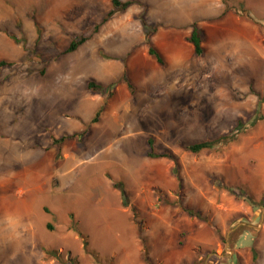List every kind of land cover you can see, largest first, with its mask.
I'll use <instances>...</instances> for the list:
<instances>
[{
  "label": "rangeland",
  "instance_id": "obj_1",
  "mask_svg": "<svg viewBox=\"0 0 264 264\" xmlns=\"http://www.w3.org/2000/svg\"><path fill=\"white\" fill-rule=\"evenodd\" d=\"M137 1L101 25L112 0H0V61L14 64L0 70V264H264V204L241 193L264 198V0H225L260 29L247 43L221 31L223 0ZM190 22L206 30L201 57ZM237 128L228 145L185 148ZM149 140L174 160L149 157Z\"/></svg>",
  "mask_w": 264,
  "mask_h": 264
},
{
  "label": "trees",
  "instance_id": "obj_2",
  "mask_svg": "<svg viewBox=\"0 0 264 264\" xmlns=\"http://www.w3.org/2000/svg\"><path fill=\"white\" fill-rule=\"evenodd\" d=\"M223 3L226 5V10L225 13L230 11V8L228 6V4L226 3L225 0H223ZM136 4H140V2H138L137 0H127V1H122V0H112V10L105 16V18L102 21L101 25H104L106 23H108L111 18L119 12H126L130 7H132L133 5ZM243 15H245L248 19L253 20L252 16L247 13V12H241ZM222 17V16H221ZM142 21V25L143 28L145 29V34H146V45L148 46V53L151 57L155 58V60L157 61V63L159 65H161L162 67L166 66V60L163 56V54L159 51L158 48H156L152 42V37L157 33L158 31V27L157 26H151L144 17L141 18ZM100 28V26L96 27V32L98 31V29ZM89 40V38L87 37H79L77 39H75L74 41L71 42V44L69 45V47L63 52V55H68L71 53H74L75 51H77V49L79 47H81L82 45H84L87 41ZM187 41L189 43H191L194 47V54L197 57H201L204 54V46L203 43L205 42V34L203 32L202 29L199 28L197 23H194L192 25V33L191 35L187 38ZM14 64L12 62H8V61H0V70H2L3 68L6 67H12ZM124 73L122 76V80L125 81L128 85V88L130 89L131 92H134V88L132 85V82L128 76V68L127 65L125 63V68H124ZM88 91L92 92V93H97L99 91H106L108 89H110V86L106 87L103 86L102 84H98L95 81H91L88 83ZM261 101L264 102V97L261 98ZM103 107L96 113V116L93 118L92 123H97L99 116L101 114ZM240 130V128H237V130H235L234 134L231 135H223L220 136L219 138H217L216 140H212V141H203V142H199V143H195V144H191L186 146L185 148L192 152V153H200L204 150H213L216 149L217 146L219 145H228L232 142H234L235 140H237V131ZM87 130L80 134V136H84L86 135ZM74 135L72 136H63L61 137L59 140H54L55 143H63L65 142L67 139L73 138ZM149 145L151 148V151L149 152L148 156L151 158H169V159H173L174 160V156L172 155V153L170 152H163V153H155L153 151V141L149 140ZM225 187V186H224ZM115 188L121 190L122 192V197H123V205L127 206L128 202L124 199L126 196V192L123 188L122 184L116 183L115 184ZM227 190L231 191L233 193V189L225 187ZM243 198L246 202H248L249 204H253V205H263L264 204V198L263 200L257 202V200L254 198L253 195H251L250 193L242 190L241 191ZM242 197V196H241ZM183 211L185 213H187L189 216L191 217H197L201 220L206 221L205 217L202 216L199 212H196L194 210H191L187 207H182ZM133 214H134V218L137 222V224H139L140 226V222H138V211L136 208L133 209ZM243 229V228H242ZM140 234L142 235V231L140 232ZM80 235L83 237V234L80 233ZM142 242L144 244L145 247V252H146V259L147 258V252H148V246H147V241L146 238L142 235L141 236ZM85 250L86 252H90L88 249V242H85Z\"/></svg>",
  "mask_w": 264,
  "mask_h": 264
},
{
  "label": "crops",
  "instance_id": "obj_3",
  "mask_svg": "<svg viewBox=\"0 0 264 264\" xmlns=\"http://www.w3.org/2000/svg\"><path fill=\"white\" fill-rule=\"evenodd\" d=\"M222 3H223V1H222ZM177 4H178V7L179 8L184 9V10H187V11H191L190 10L191 9L190 8V0H183L182 2H178ZM203 4H205V7L207 8V6H208V0H204L203 1ZM225 10H226V5L223 3V7H222L221 13L218 16H215V17H219V19L217 21H221L223 23L222 30H221L223 32V34H224L225 30H226V28H225L226 27V24L228 23V24H231L232 27L235 26L237 28L236 31L239 32V34H240V38H239V36H237L236 39L234 37V43H235V41L237 39H242L245 42L246 41L249 42L250 40H252L254 42V41H256L257 38L261 42V31L256 26V24H254L253 22H251L250 19H248L245 16H243L241 14V11L238 12L236 10L230 9L229 12H227L226 14H224L225 13ZM193 24L194 23H191L190 22V25L185 26V28H186L187 31L184 33L183 38L186 40V42H188L187 41V38L192 33V25ZM199 28L202 29L203 32H204V34H205L206 30L203 27H201L200 25H199ZM223 28H225V29H223ZM160 34H162V33H160ZM231 41L232 42L226 44V46H225L228 51H230V49L228 47H230L231 45H233V40H231ZM170 47H171V50L173 51V53L178 58H181L182 52H181V49H179L180 47L178 45H175V46L174 45H171ZM244 53L245 52L242 51V50H237V53L235 54V56H237V57L240 54L242 55V56H240V57H242V58H240L242 60V63H244L243 60H246V56H245ZM223 59H225V56L224 57H220V60H223ZM226 61H231V60H226Z\"/></svg>",
  "mask_w": 264,
  "mask_h": 264
},
{
  "label": "bare ground",
  "instance_id": "obj_4",
  "mask_svg": "<svg viewBox=\"0 0 264 264\" xmlns=\"http://www.w3.org/2000/svg\"><path fill=\"white\" fill-rule=\"evenodd\" d=\"M2 229V228H1ZM3 230V229H2ZM2 233V232H1Z\"/></svg>",
  "mask_w": 264,
  "mask_h": 264
}]
</instances>
